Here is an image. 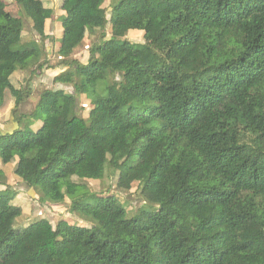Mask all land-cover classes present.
<instances>
[{"label":"trees","instance_id":"1","mask_svg":"<svg viewBox=\"0 0 264 264\" xmlns=\"http://www.w3.org/2000/svg\"><path fill=\"white\" fill-rule=\"evenodd\" d=\"M0 0V112L32 94L18 70L42 68L40 41L22 42L24 19L44 23L42 0ZM105 0H62L67 15L56 66L19 127L0 134V162L39 201L62 204L89 226L44 219L15 228L0 169V264H264V0H119L111 33L142 32L143 43L105 39ZM98 32L86 63L71 58ZM34 68V69H33ZM96 95L87 119L76 94ZM40 122L31 129L30 122ZM29 122V124H28ZM125 166L116 189L136 185L146 206L131 218L85 182Z\"/></svg>","mask_w":264,"mask_h":264},{"label":"rangeland","instance_id":"2","mask_svg":"<svg viewBox=\"0 0 264 264\" xmlns=\"http://www.w3.org/2000/svg\"><path fill=\"white\" fill-rule=\"evenodd\" d=\"M118 1L119 0H105V3L103 5V7L106 9L108 20V24L105 28L104 40H128L133 44H142L143 38L142 32L140 31L129 30L119 31L117 32V34L111 33L109 26L111 14L113 11V6ZM4 2L6 3V10L8 12L13 14L14 16H19V7L15 0H4ZM42 2L44 3L45 11L44 23L40 27H38L36 31H33L32 23L29 22L28 19H24L23 42H21L19 46L15 47V49H24L27 47L25 43H28L30 41L39 42L40 35L47 36V39L43 41V48L45 50L48 47L49 51H47L46 56L41 59V63H43L42 68H35L36 70L33 73V70H18L11 78V82H13V84L17 87L24 86L25 83H27V80H30L29 83L32 88V94L31 97L26 100L27 103L24 101L25 104H23L22 106V110H26L27 113L32 110L38 100L39 93L44 89H63L70 93L73 92L71 86L53 83V78L64 70V68L62 67L52 68L53 66H56L59 61L55 50H58L61 46L65 30V20L68 19L67 15L62 9V0H42ZM97 37L98 32L92 35H86L84 41L74 50L71 58L78 60L80 63H86L89 57V47L97 40ZM104 93L105 83L99 82L94 89V94H76V107L74 110V114L83 119H87L89 110L94 105L95 96L102 95ZM30 124L31 129L35 130L40 125V122H30ZM15 161L16 159L14 158V160L7 164L5 167V171L3 172L7 178V185L10 187V191L8 193L13 197L11 203L13 205L19 206L22 210L21 217L16 219L14 222L15 228H23L30 222L37 219L47 220L54 228L58 220L60 219H65L69 223L75 225H82L86 227L89 226L88 223L84 222L77 215L69 212L70 200L68 198H66L64 203L57 204L52 203L49 200L40 202L38 196L36 195L37 197L35 199L37 200L34 201L26 193V191L31 188V186L27 185L25 181H22L24 183V189H17L16 185L17 182L20 181V179L16 177L13 172ZM0 166H2L1 162ZM124 169L125 166L121 165L115 170L106 171L102 180L87 181L85 183L87 184L88 188L92 192L97 193L99 197L105 198L107 196H113L125 209V217L131 218L134 216L135 210L146 206V204L141 198L138 187L136 185H132V188L128 191H120L116 189L117 178L119 174L124 171ZM12 180L17 181L13 183ZM157 208V205L146 206V209L149 211L156 210Z\"/></svg>","mask_w":264,"mask_h":264},{"label":"crops","instance_id":"3","mask_svg":"<svg viewBox=\"0 0 264 264\" xmlns=\"http://www.w3.org/2000/svg\"><path fill=\"white\" fill-rule=\"evenodd\" d=\"M22 42H23V38H22ZM45 51H49L48 47L45 49ZM56 52L58 50H55ZM16 73V72H15ZM15 73L11 76V78L15 75ZM10 78V80H11ZM12 85L16 88H18L17 86H15L13 84V82H11ZM27 103V101H25ZM25 102H22L18 107L17 109H15V112H16V115H14V107H13V104L10 105V107L8 108V110L5 112V113H1L0 112V134L1 135H4V134H9V133H12L13 131L17 130L18 127H19V124H18V118H17V114H28L26 110H22V106L23 104H25ZM2 165V164H1ZM5 167L6 165H2L0 166V169H2V171L4 172L5 171ZM10 179V178H9ZM9 179H8V182H9ZM18 179V178H17ZM17 181V180H16ZM16 181L12 180L13 183H15ZM11 182V181H10ZM24 183L22 182V180L18 181L17 182V185H16V188H21V189H24ZM5 187L4 186H1L0 185V191L1 190H4ZM32 192V193H31ZM26 193L35 201L37 199H35L37 196L35 194V192L33 191L32 188H29ZM36 205V204H35ZM28 214V213H27Z\"/></svg>","mask_w":264,"mask_h":264}]
</instances>
